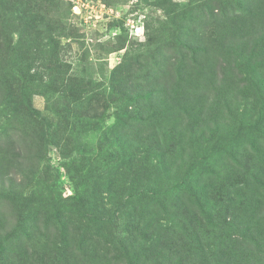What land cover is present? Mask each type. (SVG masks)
Returning a JSON list of instances; mask_svg holds the SVG:
<instances>
[{
  "label": "rangeland",
  "instance_id": "374dc122",
  "mask_svg": "<svg viewBox=\"0 0 264 264\" xmlns=\"http://www.w3.org/2000/svg\"><path fill=\"white\" fill-rule=\"evenodd\" d=\"M61 1L71 7L72 38L61 40L59 58L68 76L86 88L87 100L73 112L62 153L52 145L62 105L50 111L40 95L32 105L41 113V131L30 125L21 136L18 124L0 133V153L15 144L16 152L28 156L16 167L21 174L13 169L4 178V187L36 200L22 219L0 197V264L19 254L26 264L44 254L49 260L64 246L79 264H129L138 248L129 243L128 229L137 223L147 231L137 229L133 236L146 242L141 264H202L205 250L216 260L230 258V264H237L234 255H243L244 264L256 258L264 264V102L255 90L238 89L239 70L225 81L221 70L228 63L219 60L214 84L188 104L191 115L182 112L177 125L175 113L163 120L149 115L165 100L160 78L175 74L183 57L192 63L204 29L213 35L222 12L216 19L208 10L168 22L158 0ZM172 1L180 8L188 3ZM64 9L62 17L69 12ZM263 73L255 80L263 82ZM158 129L159 141L153 135ZM76 191L86 196L89 212L102 218L89 226L90 238L74 235L72 226L63 239L47 211L55 207L64 218H76ZM125 197L134 201L132 209H122ZM229 235L241 240L230 256L224 243Z\"/></svg>",
  "mask_w": 264,
  "mask_h": 264
},
{
  "label": "trees",
  "instance_id": "16d2710c",
  "mask_svg": "<svg viewBox=\"0 0 264 264\" xmlns=\"http://www.w3.org/2000/svg\"><path fill=\"white\" fill-rule=\"evenodd\" d=\"M215 3H218V6L211 8ZM221 5H231L232 11L228 13ZM66 6L69 12L62 17ZM157 6L163 10L168 22L178 17L188 19L196 11L208 12L209 10V16L212 19H216V16H220L222 12L223 17L219 21L216 20L217 24L212 27L213 35L208 36V31L204 29L200 38L201 43L204 42L194 49L191 64H185L186 57H183L176 64L175 74L169 71L160 78L165 82L161 85L162 90L160 91L162 92L152 94L160 93L165 100L156 110H150V116L154 118L158 115L163 120L170 113H175L172 119L174 125H177L182 119V112L191 115L193 112H189L188 104L201 92L205 94L206 89L214 84L213 81L218 75L217 69L220 67L219 60L224 59L228 64L227 69L221 70L222 78L228 81L233 73L239 70L243 78H239L236 83L240 86L238 89L246 94L253 89L258 99L264 102V80L261 83L257 81L260 79L257 75H262L261 71H264V0H188L183 8L172 0H158ZM236 7L238 10H235ZM70 9V5H66L61 0H0V133L2 130L5 133L8 127L15 128L18 124H20L19 127H23L21 136L25 134V129H28L30 125L41 131L43 126L41 113L32 105V97L40 95L45 98L50 111L53 105H62L63 113L55 112L58 115V121L52 134V145L60 149V153H62L61 148L66 147L70 142V133L74 125L72 123L73 112L78 105L87 100L85 93L88 92L85 87L76 83L75 78L68 76L67 65L59 58L61 40L72 38L70 36L72 29L69 24ZM205 38L207 39L204 40ZM243 85L246 86L242 87ZM167 102H171V106L166 104ZM159 111L163 113L159 114ZM153 135L155 139L160 140L159 129ZM38 137L41 139L40 134ZM19 142L16 141V144L18 145ZM13 146L0 153V197L9 200L18 210L17 213L22 216L24 210L29 213L36 200L31 196H18L12 193L10 188L4 187V178L6 176L9 178L11 171L20 167L22 163L20 160L25 161L28 157L21 152H16ZM33 163L31 159L29 165ZM17 171L16 174L22 172ZM155 196L156 194L153 198ZM73 199L78 210L76 218L66 219L61 211L54 207L47 211L49 216L47 214L46 219L54 224L55 233L63 239L70 234L72 226L74 235L90 238L92 234L89 226L97 227L102 214L98 211L95 214L89 212L90 208L85 195L81 196L76 191ZM131 199V197L124 198L126 205L122 209L130 206V209L133 208L134 201ZM90 218H93V224L89 222ZM215 224L221 227L220 224L216 222ZM145 227L142 223H137L136 227L128 229V239L132 240L129 243L138 248L137 256L133 259L128 258L129 264H141L144 250L148 251L146 242L133 238L137 229V232L145 234L147 232ZM192 238L194 241L195 238L193 236ZM237 239L232 235L228 236L224 242L227 244L225 246L226 255L230 256L228 252L235 246H239L241 240ZM64 243L63 241L61 244L65 245ZM204 250L202 248V251ZM60 251L55 255L51 254L52 258L49 260L45 259V255L48 254L42 255L40 262L34 256L33 264H79L73 254H67L65 246ZM206 254L207 250L202 252V260L199 263L230 264L231 262L230 258L216 260ZM3 255V250H0V262L2 263ZM19 255L6 264H15ZM234 257L237 264L246 263L243 255H234ZM256 260L258 259L251 261V264H258ZM18 262L26 264L24 259Z\"/></svg>",
  "mask_w": 264,
  "mask_h": 264
}]
</instances>
